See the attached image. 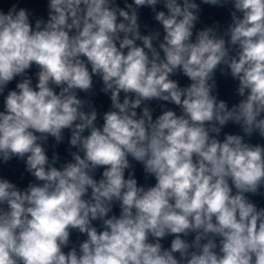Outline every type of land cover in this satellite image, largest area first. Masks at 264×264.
<instances>
[{"label": "clouds", "instance_id": "clouds-1", "mask_svg": "<svg viewBox=\"0 0 264 264\" xmlns=\"http://www.w3.org/2000/svg\"><path fill=\"white\" fill-rule=\"evenodd\" d=\"M43 3L0 0V264H264V0Z\"/></svg>", "mask_w": 264, "mask_h": 264}]
</instances>
